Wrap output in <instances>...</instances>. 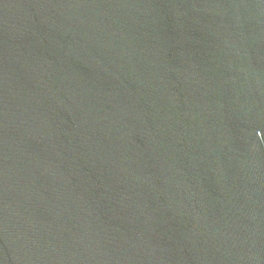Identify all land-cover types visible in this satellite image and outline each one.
<instances>
[{"label":"water","instance_id":"obj_1","mask_svg":"<svg viewBox=\"0 0 264 264\" xmlns=\"http://www.w3.org/2000/svg\"><path fill=\"white\" fill-rule=\"evenodd\" d=\"M0 264H264V0H0Z\"/></svg>","mask_w":264,"mask_h":264}]
</instances>
